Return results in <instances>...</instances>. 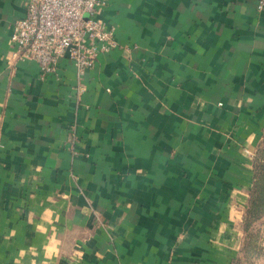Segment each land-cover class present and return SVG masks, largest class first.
Masks as SVG:
<instances>
[{
	"label": "crops",
	"instance_id": "0c3cea01",
	"mask_svg": "<svg viewBox=\"0 0 264 264\" xmlns=\"http://www.w3.org/2000/svg\"><path fill=\"white\" fill-rule=\"evenodd\" d=\"M27 1L0 0V264H264L258 0H106L118 45L46 76L13 54Z\"/></svg>",
	"mask_w": 264,
	"mask_h": 264
},
{
	"label": "built area",
	"instance_id": "2783aa9c",
	"mask_svg": "<svg viewBox=\"0 0 264 264\" xmlns=\"http://www.w3.org/2000/svg\"><path fill=\"white\" fill-rule=\"evenodd\" d=\"M106 0H28L14 21L10 42L17 58L32 59L42 76L60 59L74 63L78 75L94 66L97 55L115 48L114 29L100 17ZM258 9L264 0H258Z\"/></svg>",
	"mask_w": 264,
	"mask_h": 264
},
{
	"label": "rangeland",
	"instance_id": "374dc122",
	"mask_svg": "<svg viewBox=\"0 0 264 264\" xmlns=\"http://www.w3.org/2000/svg\"><path fill=\"white\" fill-rule=\"evenodd\" d=\"M254 161L256 169L264 178V135L258 145V149L255 152ZM254 213L256 214H252L253 216L260 214L256 212V208ZM252 215H250V234L248 235L246 241L248 242V249L244 253V258L250 257V259L264 257V218L259 221L258 219H253ZM250 241L252 246H254L253 251L252 248L250 249Z\"/></svg>",
	"mask_w": 264,
	"mask_h": 264
},
{
	"label": "trees",
	"instance_id": "16d2710c",
	"mask_svg": "<svg viewBox=\"0 0 264 264\" xmlns=\"http://www.w3.org/2000/svg\"><path fill=\"white\" fill-rule=\"evenodd\" d=\"M258 174L259 171L257 170ZM260 179L258 180L257 186H256V196L252 203V209H251V215L256 214L254 213L255 208L256 212L260 213L263 210L264 207V178L261 174H259ZM253 216V215H252ZM254 215L253 217H255Z\"/></svg>",
	"mask_w": 264,
	"mask_h": 264
}]
</instances>
